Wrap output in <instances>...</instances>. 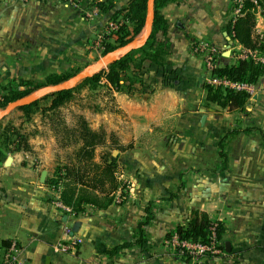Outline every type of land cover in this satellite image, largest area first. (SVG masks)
Segmentation results:
<instances>
[{
  "label": "crops",
  "instance_id": "obj_1",
  "mask_svg": "<svg viewBox=\"0 0 264 264\" xmlns=\"http://www.w3.org/2000/svg\"><path fill=\"white\" fill-rule=\"evenodd\" d=\"M62 1L0 0V83L77 71L99 56L93 43L130 0H108L111 7L90 17L94 3L105 0L73 7ZM154 12L152 47L132 55L120 89H107L89 124L129 148L117 154L125 168L120 179L130 183L121 202L63 212L45 182L63 159L47 117L14 121L28 135L27 151L13 150L0 120V242L16 239L23 264H264V76L244 105L229 111L206 100L208 73L193 50L194 42L207 41L222 51L218 65L235 63L227 29L232 0H178ZM258 32L264 3L255 15ZM168 135L178 141L169 150ZM219 136L224 148L215 143ZM193 210L221 226L222 252L199 262L179 258L166 243ZM72 235L82 239L75 253L54 252Z\"/></svg>",
  "mask_w": 264,
  "mask_h": 264
},
{
  "label": "trees",
  "instance_id": "obj_2",
  "mask_svg": "<svg viewBox=\"0 0 264 264\" xmlns=\"http://www.w3.org/2000/svg\"><path fill=\"white\" fill-rule=\"evenodd\" d=\"M146 1L130 0L124 10L115 13L111 22L122 21V23L110 34L103 35V50L100 51L101 55L108 54L132 42L140 33L146 18ZM176 1L178 0H154V7L159 4ZM263 3L264 0H261V5ZM94 5L97 6L99 11H104L111 7V3L108 0L96 1ZM246 6L251 8V4L248 2ZM156 18L155 12L152 27L156 23ZM254 27L255 14L247 10L233 22L229 21L227 29L228 33H232L233 39L239 44L248 48L257 46L264 51V39H260L259 34L254 33ZM153 34L154 30L152 29L149 39L153 37ZM149 39L141 48L114 59L106 68H102L100 71L91 74L75 86L49 93L17 109L22 112L25 121L30 120L32 115L37 112L43 116L45 115L53 128L52 118L57 115L58 110L64 104L71 100L75 88L83 86L89 90H95L100 84L109 90H119L122 77L132 62V55L140 54L149 47H152ZM260 40L263 42H259ZM263 73L264 66L245 60H238L230 65H218L212 70L213 75L226 77L232 81H246L249 83H255L257 78ZM73 75H67L66 73L51 74L47 77L46 84H58ZM22 85L27 87L28 83L23 82ZM41 86L43 85L36 84L30 89L24 88L19 92L3 95L0 100V108L4 107L8 102L29 94L34 88L36 89ZM205 89L206 100L208 102L229 111L241 108L248 98V95L244 91L213 88L209 85H205ZM42 103L45 104L43 105ZM76 118L75 124L72 126H64L60 130H58V126L53 128L59 147L71 148V150L63 156L62 162L54 168L53 175L45 181L53 189L61 187L59 199L63 204L70 206L74 213L82 211L83 206L86 204L97 208H105L113 201L116 192L123 186V183L119 179L120 165L118 157L112 154V150H122L124 148L112 133L107 134L102 128L93 129L82 115H78ZM3 138L13 145L14 151H27L30 149L28 135L22 131L20 125L16 126L8 122L4 128ZM146 212H148V208ZM150 218L151 215L147 214L139 222L137 226L139 234L141 227L146 225ZM212 222L205 212L193 210L187 223L185 225H178L175 232L180 238L204 241L210 231L209 228ZM216 224L217 234L220 237L221 226L218 222ZM169 236V234L166 235V237ZM5 242L3 241V243ZM127 245L123 244L120 247Z\"/></svg>",
  "mask_w": 264,
  "mask_h": 264
},
{
  "label": "built area",
  "instance_id": "obj_3",
  "mask_svg": "<svg viewBox=\"0 0 264 264\" xmlns=\"http://www.w3.org/2000/svg\"><path fill=\"white\" fill-rule=\"evenodd\" d=\"M26 1V0H24ZM67 4L72 6H78L79 0H64ZM251 4V8L246 6V3ZM261 0H232V18L233 22L237 17L242 16L244 12L250 10L254 12L255 15L261 9ZM98 13L97 6H94L86 14L90 16H95ZM122 21L118 22H108L105 27V31L100 35L97 40L93 43V48L101 51L103 50L102 40L104 39V34H110L118 28ZM260 39L263 38V32H258ZM229 42L232 44L231 49L233 50L232 57L237 62L238 60L252 61L255 64H260L264 66V51L259 49L257 46L254 48H248L239 44L235 39H233L232 33L229 34ZM259 42H263L260 40ZM193 50L195 53L202 57L205 65V69L208 73L205 79L206 85L213 88L220 89H232L235 91H244L248 97L252 96L255 92L254 83H249L246 81H232L226 77L216 76L212 74V70L218 66L217 59L221 55L222 51L212 45L207 41H196L193 44ZM1 99V98H0ZM125 181V180H124ZM130 183L125 181L123 186L118 189L115 194L114 201L121 202L124 193L129 188ZM61 187H57L56 190L58 195L54 201L56 207L61 209L66 214L74 213L70 206L63 204L59 199V192ZM217 224L212 222L209 228V233L204 241L191 240L186 238H180L179 235L174 232L170 234L166 239V243L171 247L177 254V256L184 260H194L200 261L201 259L208 256L219 255L222 252L220 240L217 234ZM82 242V239L77 236H70L68 239H61L54 245V252L56 253H75L77 246ZM0 264H23L21 260V247L19 246L16 239L12 238L7 240L5 243L0 242Z\"/></svg>",
  "mask_w": 264,
  "mask_h": 264
},
{
  "label": "rangeland",
  "instance_id": "obj_4",
  "mask_svg": "<svg viewBox=\"0 0 264 264\" xmlns=\"http://www.w3.org/2000/svg\"><path fill=\"white\" fill-rule=\"evenodd\" d=\"M60 1H62V0H60ZM64 4H66V6H70V7H73L72 5H70V4H67L64 0L62 1ZM91 49H94V48H91ZM94 50H96V49H94ZM96 51H98V50H96ZM99 52V56H97L96 58H94L91 62H89V63H86V64H83V65H81V67H79L78 69H77V71H75V72H68V73H66L67 75L68 74H76V73H78V72H81L83 69H84V67L85 66H87V65H92V64H95L96 63V61H98V60H100V59H102V58H104V56H106L107 54H105V55H101V53H100V51H98ZM110 57V56H109ZM107 66V65H106ZM106 66H104L103 68H106ZM102 69V68H101ZM101 69H99L98 71H100ZM97 71V72H98ZM94 72H91V74H93ZM261 76H264V73L261 75ZM260 76V77H261ZM71 77V76H70ZM69 78V77H68ZM67 78V79H68ZM66 80V79H65ZM257 80H259V77L257 78ZM256 80V81H257ZM28 83V85H26L27 87H24L23 85H22V83ZM80 82V81H79ZM78 82V83H79ZM47 83V81L45 80V81H43V82H35V81H31V80H18V81H14V83H12V84H8V83H6V84H4V83H0V98L3 96V95H5V94H8V95H10V94H12V93H14V92H19V91H21V90H23L24 88H27V89H30L32 86H34V85H36V84H42L43 86H45V85H48V84H46ZM77 83V84H78ZM76 85V84H75ZM74 85V86H75ZM206 85V84H205ZM43 86H41V87H39V88H34L33 90H31V92L30 93H33V92H35V91H37V90H40ZM73 87V86H72ZM205 87V86H204ZM29 93V94H30ZM107 93H109L108 91H107V89L106 88H104L102 85H98L97 87H96V89L95 90H89L87 87H83V86H81V87H77V88H75L74 90H73V93H72V98H71V100L70 101H68L66 104H64L59 110H58V112H57V115L56 116H54L53 118H52V126H53V128H56V126H58V130H60V129H63V127L65 126V127H67V126H72L73 124H75V121H76V116H78V115H81L80 114V112L82 111V112H85V113H87V115H88V117H87V121H88V123L89 124H92V125H94V123L96 122V107H97V105L99 104L98 102H99V100L103 97V96H109L110 94H107ZM28 95V94H27ZM1 100V99H0ZM43 105L45 104V103H42ZM3 107H1L0 108V110L2 109ZM83 116V115H82ZM20 118H23V116H22V112L20 111V110H18V109H14L13 111H11L6 117H4V118H2V119H0V120H4L5 122H9V123H14V121H16V120H18V119H20ZM7 123H5V124H7ZM51 124V123H50ZM100 128H102V127H100ZM94 129V128H93ZM98 129V128H97ZM102 129H104V128H102ZM104 131L107 133V134H109V133H112L114 136H115V138H116V140L119 142V144H121L124 148H122V150H117V149H114V150H112V154L113 155H119V153L120 152H125V151H127L129 148H127V146H126V144L125 145H123L121 142H120V139H119V137L118 136H116L113 132H107L105 129H104ZM60 133V132H59ZM221 137V138H220ZM60 138V137H59ZM164 139L166 140V143H168L169 145H170V147L168 148V150L170 149V148H173V146H176V145H178L177 143H178V141H176V137L175 136H172V135H168L167 137H164ZM179 139V138H178ZM222 139V136H219V139L218 138H216L215 139V143H216V145L219 147V148H224V139H223V141L221 140ZM221 140V141H220ZM199 148H201V147H199ZM60 153H58L57 155H59V159L60 158H62L64 155H66L67 154V152L69 153L70 152V150H71V148H60ZM60 155H61V157H60ZM169 155H174V153H169ZM206 157H208L207 156V154H206ZM120 165V164H119ZM120 174H119V179H120V176L123 174V173H125V172H123L124 171V169H123V166L122 165H120ZM123 172V173H122ZM126 173H127V170H126ZM124 179H120V181L122 182V183H124L125 181H123ZM125 180H127V179H125ZM127 190H126V192L123 194V195H126L127 194Z\"/></svg>",
  "mask_w": 264,
  "mask_h": 264
},
{
  "label": "water",
  "instance_id": "obj_5",
  "mask_svg": "<svg viewBox=\"0 0 264 264\" xmlns=\"http://www.w3.org/2000/svg\"><path fill=\"white\" fill-rule=\"evenodd\" d=\"M154 0H147L146 1V18L145 23L143 27V33L142 37L138 41H132L124 46H121L111 53L104 56V58L96 61L95 64L87 65L84 67V69L81 72H78L74 74L73 76L69 77L68 79L53 85H45L40 90H37L33 93H30L28 95H25L23 97H20L16 100H13L11 102H8L1 110H0V119L6 117L11 111L14 109H17L21 106L30 104L31 102H34L43 96L53 93L56 91H61L68 89L75 84H77L79 81L89 77L91 75V72H97L99 69L103 68L104 66L111 63L116 58H110L109 55L112 54H118L119 56H122L124 54H127L133 50H136L140 47H142L146 41L149 39L152 31V24L154 21ZM204 116L201 119V122L203 121ZM46 176V171L41 172V181L43 182ZM49 261L48 258L46 259V262Z\"/></svg>",
  "mask_w": 264,
  "mask_h": 264
}]
</instances>
